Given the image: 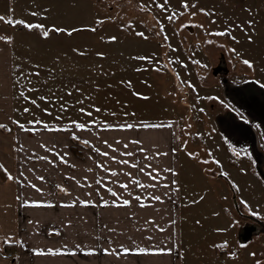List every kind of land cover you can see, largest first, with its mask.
<instances>
[{
	"label": "rangeland",
	"instance_id": "374dc122",
	"mask_svg": "<svg viewBox=\"0 0 264 264\" xmlns=\"http://www.w3.org/2000/svg\"><path fill=\"white\" fill-rule=\"evenodd\" d=\"M163 2L11 0L13 20L78 29L43 38L40 29L9 24L2 35L12 37L14 120L62 131L78 155L83 129L70 120L165 125L155 128L176 159L179 264H264V0H186L187 9L168 0V12L155 6ZM16 127L1 133L14 136ZM225 240L227 248L212 247Z\"/></svg>",
	"mask_w": 264,
	"mask_h": 264
},
{
	"label": "crops",
	"instance_id": "0c3cea01",
	"mask_svg": "<svg viewBox=\"0 0 264 264\" xmlns=\"http://www.w3.org/2000/svg\"><path fill=\"white\" fill-rule=\"evenodd\" d=\"M10 2L0 0V16L10 17ZM6 26V33L0 29L1 36L8 34L10 27L9 24ZM0 28L3 29L1 24ZM14 109L12 47L0 40V123L7 125L8 129L14 124ZM91 127L83 129L81 138L89 143L84 144L86 148L79 155L74 153L62 131H25L17 126L13 136L9 132L1 133L3 129H0V164L14 177L9 181L0 169V264H179L182 249L178 213L180 189L177 175L164 171L172 169L177 172L171 140L160 128ZM133 140L139 143H131ZM108 144L118 151H113ZM126 144L127 148L124 147ZM96 149L107 152L108 157L100 155ZM124 152L133 155L122 156ZM59 156H63L67 163ZM111 157L136 162L138 168L121 165ZM97 162L117 170L118 175L112 177L110 172L97 167ZM139 168H145L151 176H156L152 171L156 169L163 178L150 179ZM126 172L149 186L136 187L129 176L124 175ZM173 179L176 185L171 183ZM97 180H101L103 186L97 184ZM29 182L41 191L30 187ZM121 183L128 185L127 190L119 187ZM57 185L67 189V194ZM105 186L116 191L122 199H128L129 205L117 201L119 206H113L112 201L116 198L106 191ZM137 195L142 198L143 207L135 199ZM151 196H159L160 200H152ZM101 198L108 200L109 206H102L99 203ZM81 199L94 203L81 206ZM25 200L41 203L26 206ZM72 201L76 203L72 204ZM6 234L20 239L24 246L3 244L2 238ZM77 244L82 248L94 247L96 251L92 255H86L84 251L73 254V246ZM120 245L170 251L119 255H105L103 252L104 248L119 252ZM65 246L67 251L57 255H34L31 251L33 248L44 251L48 248L64 249ZM8 255L12 257L8 259Z\"/></svg>",
	"mask_w": 264,
	"mask_h": 264
},
{
	"label": "snow or ice",
	"instance_id": "6c2138e0",
	"mask_svg": "<svg viewBox=\"0 0 264 264\" xmlns=\"http://www.w3.org/2000/svg\"><path fill=\"white\" fill-rule=\"evenodd\" d=\"M167 5H168V0H164L163 3H156V4H155V6H156L157 8H161V9H163L165 12H168V11L170 10V9L167 7ZM181 6H182V8H184V9H187V8H188V4L186 3V0H181ZM141 7L143 8V6H141ZM200 11H201V12H205L204 9H200ZM31 15L36 16L37 13H36V12H32ZM192 15H195V13H192ZM175 16H176V13L173 11L172 14L169 15L167 18H168L169 20H172V19L175 18ZM0 21H4L5 23L10 24V25H12V24H21V25H23L24 27H26V28L29 29V30H31V29H33V28L40 29V30H41V31H40V34H41V36H42L43 38H47V37L49 36V32H50V31H55V32H57V33H59V32H66L68 35H71L72 32L78 30V29H75V28H73V29L58 28V27H56L55 25H52V26H50L48 29H46V28H45V25H43V24H32V23H27V22H25L24 20H13L11 17L5 18L4 16H0ZM95 23H96L97 25H101V24L103 23V20L100 19V18H97L96 21H95ZM248 23L251 24V21H249ZM128 26H129V27L132 26V22H131V21L128 22ZM122 27H123V25H122ZM181 27H183V25H181ZM160 28H161V31H163V25H162V24L160 25ZM90 30L95 31V28H92V29H90ZM225 31H227V29H226ZM223 34H224V33H222V32H221V33H216V35H223ZM136 35L141 36V37H144V33H143V32H137ZM145 38H146V37H145ZM107 39H108L109 41H114V40L116 39V37H114V36H110V37H107ZM165 39H167V37H165ZM0 40H3V41H5V42H7V43H10L11 40H12V37H10V36H0ZM249 41H251V37H249ZM73 51H78V50H77V49H73ZM233 51H234V50H233ZM80 54L82 55L83 53H80ZM97 55H98V56H103V53L98 52ZM139 59H142V60H143V59H147V58H146V57H139ZM242 63L245 64V65H247L248 67H252L251 62H250L249 60H247V59L242 60ZM137 70H139V69H137ZM37 74H38V73H37ZM262 87H264V85H262ZM133 94H134V95H139L138 93H133ZM20 95H21L25 100H29V97H28V96H25L23 92H21ZM69 95H71V93H69ZM144 98L146 99L147 97H144ZM40 99L46 100L47 98L42 96V97H40ZM31 103L35 104L36 101H35V100H31ZM78 103H82V102L78 101ZM67 107H68L67 104L61 106L62 110H67ZM93 108H94V110L97 111V112L100 111V109H99V108H96L94 105H93ZM24 111H25V112H28L29 109H28V108H24ZM78 111L81 112V113H84L85 115H88V116H91V115H92L91 112H87L83 107L79 108ZM45 112H47V109H45ZM57 119H59V117H57ZM12 123L16 124L21 130L32 131V129H25L24 124L19 123V121L13 120ZM29 123H33V121H29ZM35 123H41V122H40V121H35ZM69 123H70V124H73V125L75 126L76 129H86L87 126H88V124L95 123V121H89V122L86 124V123L77 122V121H75V120H70ZM134 126H137V125H133V124H120V125H115V127L129 128V129H130V128H133ZM138 126H142V127H145V128H148V127H153V128H155V127H164L165 125L147 124V123L140 122V124H139ZM45 127L47 128L48 126L45 125ZM104 127H105V128H111V127H114V126L105 123V124H104ZM0 129H4L5 131H9V129L7 128V125L2 124V123H0ZM49 130H52V129H49ZM65 130H66V129H65ZM73 139H79V138L76 137V136H73ZM82 143H84V144H88L89 142L85 140V141H82ZM105 143H107V142L105 141ZM117 143H119V141H117ZM131 143L136 144V143H139V141H135V140H133V141H131ZM107 146H108L109 148H112L113 151H118V149L114 148L113 145H111V144H108ZM41 147H44V145H41ZM124 147L127 148V144L124 145ZM96 151L99 152L100 155L105 156V157H108V155H109L107 152H100L99 149H96ZM141 151H143V149H141ZM233 151H234L235 154L239 155V153H236L235 150H233ZM121 155H122V156H129V157H131L133 154H132L131 152H124V153H121ZM188 155H189L190 157H194V156H195V153L189 152ZM210 155H211V153H209V156H210ZM58 158H59L62 162L67 163V161L64 160V157H63V156H59ZM39 159H47V157H39ZM111 159H112L113 161L118 162V163L121 164V165H125V166H128V167H130V168H138V164H137L136 162H132V161H130V160H125V159H119V160H117V157H111ZM146 159H147V157H146ZM48 162H49V163H54L53 161H48ZM212 162H213V163H217V164L219 163V161H216V160H213ZM203 163L207 164L208 161L205 160V161H203ZM97 167L103 168L105 171L110 172V174H111L112 177H116V176L118 175L117 170H115V169H108V168H106V167H105L102 163H100V162H97ZM146 167L150 168L151 165H147ZM0 169H2V170L5 172V175H6V177H7V179H8L9 181H12V180L14 179V177H13L10 173H8L7 169L4 168V165L0 164ZM138 170H139L140 172H145V168H139ZM121 171H123V170H121ZM152 171L156 173V176H151V174L148 173V172H145V175H148V176L150 177V179H162V178H163V177H161L160 172H159L158 170H156V169H152ZM164 171H166V172H170V173L172 174V176H175V175H176L175 171L172 170V169H164ZM21 175H22V174H21ZM124 175L129 176V178H130V182H131L133 185H135L136 187H139V188H145V187H148V186H149V185L142 184V183L140 182V180H138V179H136L134 176H132L131 173H127V172H126V173H124ZM224 175H226V173H224ZM37 179H41V180H42L43 177H37ZM77 183H79V182H77ZM96 183H97V184H101V185L103 186L101 180H97ZM171 183H172L173 185H176V181H175L174 179L171 181ZM29 186L32 187V188H34L37 192H40V191H41L40 188H38L35 184H31V182H29ZM151 186H152V187H155V185H151ZM164 186L167 187V185H164ZM119 187H120L121 189L127 190L128 185H127V184H123V183H121V184L119 185ZM233 187H236V185L233 184ZM57 188H58L61 192H64V193L67 194V189H65L63 186H61V185H57ZM105 188H106V191H107L112 197H115V198H116V200H113V201H112V205H113V206H119V204H117V201H119L120 204H122V205H124V206L129 205L130 201H129L128 199H122V198L118 195V193H117L116 191H113L112 188H108V187H106V186H105ZM174 190H178V189H174ZM135 199H136L137 201H140V202H141V203H140V206H141V207L144 206V203H143V201H142V198H141L139 195L135 196ZM151 199H152V200H160V197H159V196H151ZM40 203H41V202H39V201H28V200H25V201H24V204H25L26 206H28V205L38 206ZM75 203H76V201H72V204H75ZM93 203H94V202H93L92 200H84V199L79 200V204H80L81 206H88V205H92ZM99 203H100L102 206H105V207L109 206V201H108V200H104L103 198L100 199ZM193 203H195V201H193ZM241 203L244 204L245 208L248 207V205H247L246 202L241 201ZM48 206H51V204H48ZM63 206H72V205H63ZM251 214L254 215V216L259 215V214L256 213V212H252ZM29 222L31 223V221H29ZM161 231H162V229H161ZM217 231H224V229H217ZM2 243L5 244V245L15 244V245H18V246H21V247L24 246V245H23V242H22L20 239H16V238H14L12 235H10V234H6V235L2 238ZM109 243H111V241H109ZM227 246H228V242H227L226 240L223 241V242H221V243H219V244H213V245H212L213 248H227ZM31 251H32V253H33L34 255H57V254H61L62 252L67 251V246H65L64 249H61V248H48L46 251H44V250H42V249H40V248H33V249H31ZM75 251H84L86 255H92V254L95 253L96 249H95L94 247L82 248L81 245L77 244V245H74V246H73V254H74ZM149 251H155V252H166V251H170V249H159V248H158V249H152V250H150V249H148V248H146V247H132V248H129V247H124L123 245H120V247H119V252H116V251H114V250H111V251H110L109 248H104V249H103V252H104L105 255H113V254H115V255H119L120 253H125V254H126V253H129V252H132V253H147V252H149ZM235 255H236V253H234V252L229 253V256H230V257H235ZM257 264H260V262L257 261Z\"/></svg>",
	"mask_w": 264,
	"mask_h": 264
},
{
	"label": "built area",
	"instance_id": "2783aa9c",
	"mask_svg": "<svg viewBox=\"0 0 264 264\" xmlns=\"http://www.w3.org/2000/svg\"><path fill=\"white\" fill-rule=\"evenodd\" d=\"M12 256L11 255H8L7 258H11Z\"/></svg>",
	"mask_w": 264,
	"mask_h": 264
},
{
	"label": "bare ground",
	"instance_id": "6f19581e",
	"mask_svg": "<svg viewBox=\"0 0 264 264\" xmlns=\"http://www.w3.org/2000/svg\"><path fill=\"white\" fill-rule=\"evenodd\" d=\"M261 89V88H260Z\"/></svg>",
	"mask_w": 264,
	"mask_h": 264
}]
</instances>
